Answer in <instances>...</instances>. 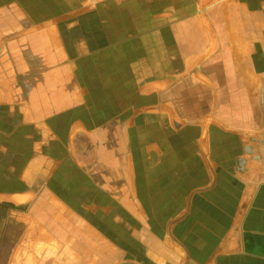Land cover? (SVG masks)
Segmentation results:
<instances>
[{"label":"crops","instance_id":"crops-1","mask_svg":"<svg viewBox=\"0 0 264 264\" xmlns=\"http://www.w3.org/2000/svg\"><path fill=\"white\" fill-rule=\"evenodd\" d=\"M8 2L0 209L35 264H264V0Z\"/></svg>","mask_w":264,"mask_h":264},{"label":"rangeland","instance_id":"rangeland-1","mask_svg":"<svg viewBox=\"0 0 264 264\" xmlns=\"http://www.w3.org/2000/svg\"><path fill=\"white\" fill-rule=\"evenodd\" d=\"M7 5H9V7L6 8L8 12H12V13L17 14V11H19V9H20V8H14L13 6H10L11 4H9L8 0H0V102H1V86L5 85L8 88L10 87V86H8L9 84L2 83V81L5 79L13 78V74L15 72L14 68H12V67H10V68H4L3 67V70H1V59L3 60L5 58L4 56H1V42L2 41H4V42L8 41L7 38L10 36V35H7V36L1 35V31H5L9 27L17 26V22L21 21V20L13 19V18H9V19L1 18V9L6 7ZM21 5L26 7L27 11L29 10L30 6H33V4H31L29 1L23 2ZM42 5L44 6V4H42ZM58 5L59 4L54 3V8L56 9ZM9 14H11V13H9ZM22 21L25 22L26 25H28V22H29L28 19L22 20ZM10 30H12V28H10ZM10 54H12V53H10ZM5 56L10 58V59H13V57L12 58L9 57L8 54ZM16 72H17V70H16ZM17 74L19 75L18 72H17ZM17 85H21V82L19 83V81H17L15 83H12L11 87L14 88ZM91 87H92L91 93H92V96H94L92 99L90 98L89 103H92L91 106H93V107L108 106L109 105V99H106L104 96V93H108V92H106V90H102V89L96 90V84H91ZM123 90H125L124 87L119 84L117 93H119V95H120L123 92ZM118 100L120 103L121 99H118ZM139 100H140L139 94L137 93V90H136L135 91V99H133V101H134V103H136ZM0 107H1V104H0ZM0 113H1V110H0ZM76 115H78V114H76ZM60 147H61V145H60ZM71 169L76 170V167H74L73 165L70 164V165H67L65 168V170H67V171H71ZM0 175H1V165H0ZM55 182L61 186H65V185L73 186V184L76 185V183H77V182H75V179H73V177H71V179L69 178V180L60 179V180L55 181ZM16 183H18V182H16V181L13 182V184H15V185H16ZM83 185H85L84 182H83ZM22 187H23V185H22ZM0 189H1V179H0ZM57 194H58V191H57ZM57 194H56V190H55L54 195L56 196ZM64 196H66L67 198L72 197V196H68L67 194H65ZM56 197H59V199L61 201H64L62 199V195H58ZM44 201H41L43 203V205H44V203H46ZM72 203H75V201H73ZM29 206H30V204L27 205V207H25L26 210L20 211L21 213L20 212H11L7 207H5V208L2 207V209H0V256H1L0 264H6V263H12L13 264L14 263V262H11V259H10L11 254L9 253L10 251L11 252L13 251L12 246H10L12 244L1 243V240H3V237L5 236V223H4L5 221L4 220L7 219L11 213H12V217L18 218L21 220V221H18V223H19L18 230H20V232H19L20 238L18 237V242L16 243V246L14 248V250L15 249L21 250V258L19 259V261L21 262V264H29L30 260L28 259V257L31 254L33 256L32 259L34 261V264L36 263L37 260H42L41 257L44 256V251L46 252V250L48 248V244L46 242L41 243L40 241L35 242L33 239H31L33 236H30V234H29V232H30L29 219H28V217H25V214L29 213V211H28ZM75 212H78V211H75ZM119 216L123 217V215L121 213H119ZM41 224H43V222H41ZM15 229H17V228L13 227V225L9 227V231H11V232H14ZM52 245H58V244H52ZM37 246H39V247L37 248ZM35 251L39 252V256L35 253Z\"/></svg>","mask_w":264,"mask_h":264},{"label":"bare ground","instance_id":"bare-ground-1","mask_svg":"<svg viewBox=\"0 0 264 264\" xmlns=\"http://www.w3.org/2000/svg\"><path fill=\"white\" fill-rule=\"evenodd\" d=\"M80 125H81V124H80ZM81 127H83V126L81 125ZM22 195H23V194H22ZM12 197H13V196H12ZM2 198H3V197H2ZM9 198H10V197H9ZM14 199L17 200V201H22V200H24V197L22 198V196H20V195L17 196V195H16V196L14 197ZM19 204H20V203H19Z\"/></svg>","mask_w":264,"mask_h":264}]
</instances>
